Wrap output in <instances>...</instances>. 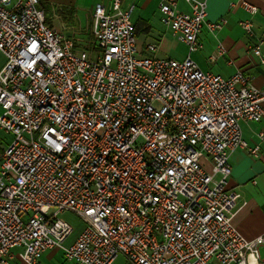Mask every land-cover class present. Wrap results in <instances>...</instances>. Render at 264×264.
Returning <instances> with one entry per match:
<instances>
[{
    "label": "built area",
    "instance_id": "built-area-1",
    "mask_svg": "<svg viewBox=\"0 0 264 264\" xmlns=\"http://www.w3.org/2000/svg\"><path fill=\"white\" fill-rule=\"evenodd\" d=\"M181 1L189 12L157 4L187 49L176 61L154 44L139 53L122 0L94 8L87 51L47 24L40 0H0V130L12 137L0 153V264H40L53 249L73 264H264V233L248 240L232 224L229 186L234 151L264 155V132L249 146L240 127L261 121L264 89L196 65L203 28L225 20L207 22V0ZM241 29L253 34L249 21ZM263 47L251 52L264 67ZM62 214L82 224L70 244Z\"/></svg>",
    "mask_w": 264,
    "mask_h": 264
},
{
    "label": "crops",
    "instance_id": "crops-1",
    "mask_svg": "<svg viewBox=\"0 0 264 264\" xmlns=\"http://www.w3.org/2000/svg\"><path fill=\"white\" fill-rule=\"evenodd\" d=\"M122 1L125 7L133 5L128 0ZM133 1L140 5L139 9L144 13L149 10V14L158 12V0ZM240 1L252 5L257 12L253 15L246 12L239 5ZM108 4L109 0H40V8L43 6L46 10L44 12L47 24L64 38L72 40L76 47L81 46L82 36L86 33L92 35L94 8L97 5L108 6ZM133 6L136 8L135 5ZM206 7L207 22L216 23L224 19L225 24L215 32L203 28L199 35L202 48L193 53L190 58L202 71L219 75L225 79L240 70L249 76L250 84L254 88L263 90L264 67L253 55L251 49L258 44L259 40H264V0H207ZM177 10L190 11L181 0L178 2ZM147 17H145L146 20ZM245 21L251 22L252 35L246 34L241 29V23ZM160 38H164V35ZM220 45L225 51L223 56L217 54V47ZM261 55L264 57V47L261 48ZM212 56L215 58L213 62L210 60ZM229 61L232 65L228 64ZM240 127L242 139L249 146H253L258 141V133L264 132V116L259 123L245 122L241 123ZM7 145L8 139L4 138L0 141V153ZM229 162L231 166L229 186L239 194L232 224L244 238L252 240L264 233V155L253 158L237 149L231 154ZM80 230L81 227L76 228L66 244L72 243ZM13 252L16 254L18 250ZM67 263L73 264L65 261L60 249L47 251L40 259V264ZM13 264L24 263L15 258Z\"/></svg>",
    "mask_w": 264,
    "mask_h": 264
},
{
    "label": "rangeland",
    "instance_id": "rangeland-1",
    "mask_svg": "<svg viewBox=\"0 0 264 264\" xmlns=\"http://www.w3.org/2000/svg\"><path fill=\"white\" fill-rule=\"evenodd\" d=\"M128 2L136 6L135 11L132 13V22L134 24H137L141 21H144L150 26L148 32L146 33L139 32L136 35V41H137V47L139 53H144V55L147 54L146 46L148 44H154L158 47V52H157L158 57L169 58L176 61H182L183 59H185L187 55L186 47L183 44L174 40L170 36V32L168 31V29H166L165 26L160 22L161 16L159 12L156 11V12H151L149 14L150 12L149 10L144 13L139 9L140 5L137 4L135 1L128 0ZM41 8H43V6H41ZM44 10L45 9L43 8V11ZM145 17L148 18L147 19L148 21L145 19ZM163 35L164 38H160V36ZM80 42L82 43L81 46L78 47V49L86 50V51L89 50L92 47L91 45L93 44L92 35L90 33L89 34L86 33L84 36L81 37ZM3 64H4V57L2 56V54H0V68L3 66ZM4 138L8 139V144L12 140V137L10 135L0 130V141ZM59 218L70 223L71 226L74 228V230L79 227L82 228V224L80 223V221L71 214H62L60 215ZM113 264H128V263L123 257H119L113 262Z\"/></svg>",
    "mask_w": 264,
    "mask_h": 264
},
{
    "label": "trees",
    "instance_id": "trees-1",
    "mask_svg": "<svg viewBox=\"0 0 264 264\" xmlns=\"http://www.w3.org/2000/svg\"><path fill=\"white\" fill-rule=\"evenodd\" d=\"M150 29V26L144 22V21H141L139 23L136 24V32L139 33V32H148V30Z\"/></svg>",
    "mask_w": 264,
    "mask_h": 264
}]
</instances>
